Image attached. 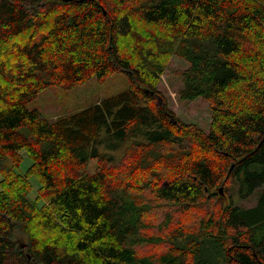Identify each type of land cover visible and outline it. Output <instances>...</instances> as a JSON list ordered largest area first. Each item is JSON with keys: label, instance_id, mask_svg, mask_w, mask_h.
<instances>
[{"label": "trees", "instance_id": "16d2710c", "mask_svg": "<svg viewBox=\"0 0 264 264\" xmlns=\"http://www.w3.org/2000/svg\"><path fill=\"white\" fill-rule=\"evenodd\" d=\"M174 55L209 132L159 90ZM116 72L71 114L28 106ZM0 174V264H264V0H0Z\"/></svg>", "mask_w": 264, "mask_h": 264}, {"label": "rangeland", "instance_id": "374dc122", "mask_svg": "<svg viewBox=\"0 0 264 264\" xmlns=\"http://www.w3.org/2000/svg\"><path fill=\"white\" fill-rule=\"evenodd\" d=\"M65 1V0H64ZM189 66V63L177 55H174L165 72L162 74L159 83V90L166 96L169 107L183 121L197 124L206 132H209L213 114L210 102L203 97L192 100H185L178 94L179 90L184 86L183 75L180 73ZM129 87V78L127 72H116L109 76L105 81H99L98 76L94 75L85 83L79 84L73 88H64L61 86H51L33 99L29 104V108H38L48 119H56L59 116L71 114L79 109L90 106L101 99L116 95L127 90ZM32 164V159L26 155V158L19 172H25ZM90 171L97 169V161L92 160L89 166ZM3 176L0 174V181ZM34 189L30 196L34 199L40 182L32 177ZM234 197L236 203L245 207L254 206L258 202L260 190L248 198H242L237 193V186H234ZM1 189V185H0ZM221 194L226 195L224 186H220Z\"/></svg>", "mask_w": 264, "mask_h": 264}, {"label": "water", "instance_id": "95a60500", "mask_svg": "<svg viewBox=\"0 0 264 264\" xmlns=\"http://www.w3.org/2000/svg\"><path fill=\"white\" fill-rule=\"evenodd\" d=\"M65 1H70V0H65ZM221 192H222V189H221Z\"/></svg>", "mask_w": 264, "mask_h": 264}]
</instances>
